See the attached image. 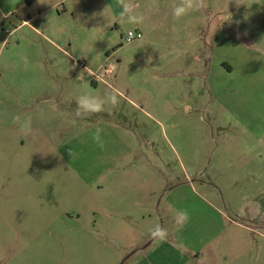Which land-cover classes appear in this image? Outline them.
<instances>
[{"label": "rangeland", "instance_id": "374dc122", "mask_svg": "<svg viewBox=\"0 0 264 264\" xmlns=\"http://www.w3.org/2000/svg\"><path fill=\"white\" fill-rule=\"evenodd\" d=\"M33 1L0 0V264H264V0H131L155 34L118 0Z\"/></svg>", "mask_w": 264, "mask_h": 264}, {"label": "clouds", "instance_id": "9594fccd", "mask_svg": "<svg viewBox=\"0 0 264 264\" xmlns=\"http://www.w3.org/2000/svg\"><path fill=\"white\" fill-rule=\"evenodd\" d=\"M118 3L122 8V11L119 14L120 22L132 25H140L143 22V17L135 12L134 5L131 3V0H118ZM236 3L238 6L241 4L240 0H236ZM202 6V0H181V3L174 7L173 15L176 19H179L182 16L187 15L190 11L196 10ZM104 12L103 16L108 20L109 17L104 15ZM117 95L118 93L114 89L105 93V96L112 105H116L118 103ZM88 97L89 96L87 95H83L77 98V107L75 109V115L77 117L86 118L92 114H96L104 110L103 103L92 102L88 99ZM13 123L17 124L19 126V130L25 135H29L33 131L31 117L22 120L19 115H16L13 117ZM101 131V129L97 128L93 135V140L103 147V142L101 141L100 137ZM187 219L188 213L186 211L180 212L179 215L175 217V223L177 225L183 226ZM151 236L153 238L164 240L167 237V231L160 225H156L155 228L151 230Z\"/></svg>", "mask_w": 264, "mask_h": 264}, {"label": "crops", "instance_id": "0c3cea01", "mask_svg": "<svg viewBox=\"0 0 264 264\" xmlns=\"http://www.w3.org/2000/svg\"><path fill=\"white\" fill-rule=\"evenodd\" d=\"M36 3H38V1L34 0L33 3L30 4V6L33 7ZM32 19H34V18H32ZM136 30L144 31L146 33H148V32L149 33H154V34L156 33V29L155 28L154 29L147 28V25L145 24L144 21L140 25H137ZM215 93L217 94L216 91H215ZM239 164L242 167H249V166L252 167L253 162H240ZM231 222H232L233 225H235V226H237V227H239L241 229V234H239V239L237 241V247H240L242 245L245 248H247V244H248V248L252 247V245L254 244V238H255L254 237V235H255L254 230L251 227H249V226H247L245 224H242V223H240L238 221H231ZM243 234H245V236H240V235H243ZM244 243H245V245H244ZM222 245H223V243H222ZM163 247H164V244H162V247H159V246L156 247L154 250H152L149 253L148 256H151L152 252H154L156 254L159 253L163 249ZM174 253H175L174 249H169L168 252L166 253V255H163V256H160V257L156 256L154 258V260L153 259L147 260V261H145L146 263L143 262V264L144 263L145 264H174V260L177 257V255H176L177 252L175 253V256H174ZM235 254H236L237 259L234 262V264H244L243 261L241 259H239L240 256L238 255V253H235ZM183 257H184V260H183L182 264H192V262L186 257V255L183 256ZM251 258H252V256H251ZM247 262H248V264L252 263V261L249 263V259H248Z\"/></svg>", "mask_w": 264, "mask_h": 264}, {"label": "built area", "instance_id": "2783aa9c", "mask_svg": "<svg viewBox=\"0 0 264 264\" xmlns=\"http://www.w3.org/2000/svg\"><path fill=\"white\" fill-rule=\"evenodd\" d=\"M143 34L140 31H129L126 36V41L128 43L134 42L136 40L142 39Z\"/></svg>", "mask_w": 264, "mask_h": 264}]
</instances>
